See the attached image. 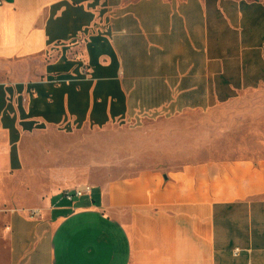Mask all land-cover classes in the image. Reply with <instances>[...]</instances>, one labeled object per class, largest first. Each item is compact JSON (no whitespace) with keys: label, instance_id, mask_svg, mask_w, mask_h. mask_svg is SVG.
<instances>
[{"label":"crops","instance_id":"obj_1","mask_svg":"<svg viewBox=\"0 0 264 264\" xmlns=\"http://www.w3.org/2000/svg\"><path fill=\"white\" fill-rule=\"evenodd\" d=\"M2 1L0 264H264V0ZM146 121L184 123V160L94 184L91 205L28 142L178 134Z\"/></svg>","mask_w":264,"mask_h":264},{"label":"rangeland","instance_id":"obj_2","mask_svg":"<svg viewBox=\"0 0 264 264\" xmlns=\"http://www.w3.org/2000/svg\"><path fill=\"white\" fill-rule=\"evenodd\" d=\"M146 122H149L148 125L150 124L153 130L176 128L178 134L172 136L171 141L159 133L147 137L145 130L143 131L144 126H147L144 122L142 126L139 124L138 128L114 127L102 131L80 132L75 136L52 133L33 137L28 142L37 145L48 144L56 148L55 151H49L50 170L56 176L57 168L64 167L70 179H73V182L67 183L64 187L66 190H73L76 186L86 183L92 187L94 193L98 190L97 184H102L112 177H120L127 171L142 169L147 167V164L162 160L165 162L184 160V123L178 121L157 128L156 125H152V121ZM180 127H183L182 132ZM37 160L40 158L37 157ZM29 185L36 196L43 184L39 181ZM58 195L63 198L62 190ZM91 198L86 199L89 200L88 205H91ZM36 201L40 200L34 197L33 202ZM78 202L79 199H75L73 205Z\"/></svg>","mask_w":264,"mask_h":264},{"label":"built area","instance_id":"obj_3","mask_svg":"<svg viewBox=\"0 0 264 264\" xmlns=\"http://www.w3.org/2000/svg\"><path fill=\"white\" fill-rule=\"evenodd\" d=\"M3 1L0 0V6L2 5ZM92 187L88 184H80L76 186L73 190H64L62 191V197L67 202H73L75 199L80 198H90L92 195ZM234 253H239V250H234Z\"/></svg>","mask_w":264,"mask_h":264}]
</instances>
